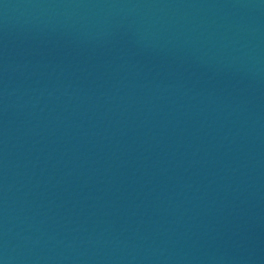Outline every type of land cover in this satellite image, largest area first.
<instances>
[{
	"label": "water",
	"instance_id": "water-1",
	"mask_svg": "<svg viewBox=\"0 0 264 264\" xmlns=\"http://www.w3.org/2000/svg\"><path fill=\"white\" fill-rule=\"evenodd\" d=\"M0 264H264V0H0Z\"/></svg>",
	"mask_w": 264,
	"mask_h": 264
}]
</instances>
